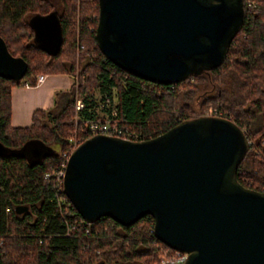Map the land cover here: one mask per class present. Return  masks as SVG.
Here are the masks:
<instances>
[{
    "label": "trees",
    "instance_id": "1",
    "mask_svg": "<svg viewBox=\"0 0 264 264\" xmlns=\"http://www.w3.org/2000/svg\"><path fill=\"white\" fill-rule=\"evenodd\" d=\"M242 6L241 25L219 65L159 83L126 72L99 51L93 36L96 0H60L55 10L61 42L53 55L34 43L28 23L30 16L54 9L49 0H0V36L8 52L26 62L20 79L0 76V264H158L170 249L151 234L149 214L130 224L108 216L88 222L67 198L58 199L64 193L55 170L67 136L79 135L81 121L97 110L144 139L211 105L250 140L236 179L264 187V0H242ZM37 73H70L74 81L53 92L49 107L33 109L28 125L12 126L10 87L23 80L34 84ZM77 97L82 107L74 109ZM27 140L48 150L27 160L18 153ZM15 205L26 208L16 212Z\"/></svg>",
    "mask_w": 264,
    "mask_h": 264
},
{
    "label": "water",
    "instance_id": "2",
    "mask_svg": "<svg viewBox=\"0 0 264 264\" xmlns=\"http://www.w3.org/2000/svg\"><path fill=\"white\" fill-rule=\"evenodd\" d=\"M96 1L99 51L126 72L159 83L219 65L243 17L242 0ZM28 23L34 43L55 54L56 10ZM25 70V60L10 54L0 36V76L17 80ZM247 148L235 122L205 113L144 139L91 134L69 151L62 190L88 222L108 216L130 224L149 214L152 234L187 253L180 264H264V190L235 176ZM46 150L27 140L18 153L31 160Z\"/></svg>",
    "mask_w": 264,
    "mask_h": 264
},
{
    "label": "crops",
    "instance_id": "3",
    "mask_svg": "<svg viewBox=\"0 0 264 264\" xmlns=\"http://www.w3.org/2000/svg\"><path fill=\"white\" fill-rule=\"evenodd\" d=\"M73 81L74 76L70 73H43V77L34 84L19 83L11 86L10 125H28L33 109L49 107L53 92L67 88Z\"/></svg>",
    "mask_w": 264,
    "mask_h": 264
},
{
    "label": "built area",
    "instance_id": "4",
    "mask_svg": "<svg viewBox=\"0 0 264 264\" xmlns=\"http://www.w3.org/2000/svg\"><path fill=\"white\" fill-rule=\"evenodd\" d=\"M43 77V73H37L34 79V82L39 81ZM23 84H27L26 80L22 81ZM82 107V101L78 97L74 101V109H79ZM205 114H214V115H220L215 112L211 113H205ZM80 133L81 137L77 139L76 141H73L72 144L67 148L65 152L62 153L63 159L60 162L59 166L55 170V179L56 184L58 186V191L62 190V184H61V178L63 174V168L65 164L66 157L69 153V151L83 138L91 135V134H108V135H114L119 136L122 138L127 139H139L138 136L131 130L127 129L125 126H120L117 123V120L115 118H111L107 115L103 116H95L91 118L84 119L81 121L80 126ZM83 135V136H82ZM46 175V174H45ZM66 196L59 195L58 199L63 202L65 200ZM7 210V208H5ZM151 234L153 232V224L149 228ZM2 243V236L0 234V246ZM187 253L185 251L176 250L173 248H167L164 249L162 252V255L158 261V264H180L185 259Z\"/></svg>",
    "mask_w": 264,
    "mask_h": 264
},
{
    "label": "rangeland",
    "instance_id": "5",
    "mask_svg": "<svg viewBox=\"0 0 264 264\" xmlns=\"http://www.w3.org/2000/svg\"><path fill=\"white\" fill-rule=\"evenodd\" d=\"M49 2L51 3V5L54 7V9H59L60 7V0H49ZM195 92V91H194ZM193 92V93H194ZM197 93V92H196ZM93 94H95V96H97L96 90L93 89ZM78 98V97H77ZM189 102L191 103V100H189ZM216 109L211 107V105L207 106V108L203 111V113H211V112H215L216 113ZM97 116H103L104 113L101 110H97ZM203 113H199V114H203ZM264 122V120H263ZM80 130V128L78 129V131ZM81 133L79 132V135L76 134L75 131H71V133H69V135L67 136V142H68V147L72 144L73 141H76L77 139H79L81 137L80 135ZM248 143H249V139H247ZM264 190V187L262 188ZM261 189V190H262Z\"/></svg>",
    "mask_w": 264,
    "mask_h": 264
}]
</instances>
